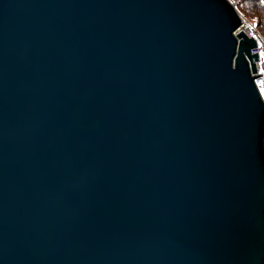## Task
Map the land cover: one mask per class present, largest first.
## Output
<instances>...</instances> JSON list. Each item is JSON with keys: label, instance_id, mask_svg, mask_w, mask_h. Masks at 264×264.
I'll use <instances>...</instances> for the list:
<instances>
[{"label": "water", "instance_id": "95a60500", "mask_svg": "<svg viewBox=\"0 0 264 264\" xmlns=\"http://www.w3.org/2000/svg\"><path fill=\"white\" fill-rule=\"evenodd\" d=\"M228 0H0V264H264V102Z\"/></svg>", "mask_w": 264, "mask_h": 264}, {"label": "built area", "instance_id": "2783aa9c", "mask_svg": "<svg viewBox=\"0 0 264 264\" xmlns=\"http://www.w3.org/2000/svg\"><path fill=\"white\" fill-rule=\"evenodd\" d=\"M241 23L245 28L243 33L248 37L251 35L255 41V47L252 48L250 52L256 51L257 55V60L254 63L255 73L253 83L260 95L261 89H264V56L260 55L261 53H264V36L257 30L256 26L247 19H242ZM261 99L264 102V98L261 97Z\"/></svg>", "mask_w": 264, "mask_h": 264}, {"label": "trees", "instance_id": "16d2710c", "mask_svg": "<svg viewBox=\"0 0 264 264\" xmlns=\"http://www.w3.org/2000/svg\"><path fill=\"white\" fill-rule=\"evenodd\" d=\"M239 14L253 23L264 36V4L260 0H231ZM253 21V22H252Z\"/></svg>", "mask_w": 264, "mask_h": 264}, {"label": "snow or ice", "instance_id": "6c2138e0", "mask_svg": "<svg viewBox=\"0 0 264 264\" xmlns=\"http://www.w3.org/2000/svg\"><path fill=\"white\" fill-rule=\"evenodd\" d=\"M260 3H261V4H264V0H260ZM260 55H261V56H264V53H261ZM260 95H261L262 98H264V89H261V91H260Z\"/></svg>", "mask_w": 264, "mask_h": 264}, {"label": "bare ground", "instance_id": "6f19581e", "mask_svg": "<svg viewBox=\"0 0 264 264\" xmlns=\"http://www.w3.org/2000/svg\"><path fill=\"white\" fill-rule=\"evenodd\" d=\"M240 17H241V20H242V19H244V17H243V16H241V15H240Z\"/></svg>", "mask_w": 264, "mask_h": 264}, {"label": "rangeland", "instance_id": "374dc122", "mask_svg": "<svg viewBox=\"0 0 264 264\" xmlns=\"http://www.w3.org/2000/svg\"><path fill=\"white\" fill-rule=\"evenodd\" d=\"M228 1H230L231 3H233L231 0H228ZM234 4V3H233ZM253 22V21H252ZM253 24V23H252Z\"/></svg>", "mask_w": 264, "mask_h": 264}]
</instances>
